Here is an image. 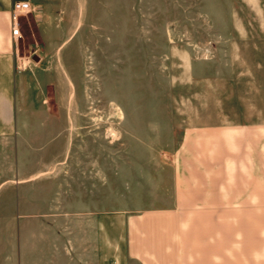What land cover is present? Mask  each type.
I'll use <instances>...</instances> for the list:
<instances>
[{"label": "crops", "instance_id": "crops-1", "mask_svg": "<svg viewBox=\"0 0 264 264\" xmlns=\"http://www.w3.org/2000/svg\"><path fill=\"white\" fill-rule=\"evenodd\" d=\"M65 1L0 0V264H264V107L261 122L198 123L163 147L131 134L146 162L111 182L106 150L57 120L66 107L23 106L32 26L21 16L15 40L11 10L27 2L38 50L57 51L71 35L53 40L50 10Z\"/></svg>", "mask_w": 264, "mask_h": 264}, {"label": "rangeland", "instance_id": "rangeland-1", "mask_svg": "<svg viewBox=\"0 0 264 264\" xmlns=\"http://www.w3.org/2000/svg\"><path fill=\"white\" fill-rule=\"evenodd\" d=\"M31 12L16 59L23 106L66 107L57 120L106 150L111 182L146 162L130 155L145 147L131 134L163 147L198 123L261 122L264 0H67L51 29L55 42L71 36L49 52Z\"/></svg>", "mask_w": 264, "mask_h": 264}, {"label": "built area", "instance_id": "built-area-1", "mask_svg": "<svg viewBox=\"0 0 264 264\" xmlns=\"http://www.w3.org/2000/svg\"><path fill=\"white\" fill-rule=\"evenodd\" d=\"M31 12L30 6L27 2H18L16 3L12 10H11V16H12V24H11V31L13 38L19 39L21 37L20 31H19V18L21 16H25Z\"/></svg>", "mask_w": 264, "mask_h": 264}, {"label": "water", "instance_id": "water-1", "mask_svg": "<svg viewBox=\"0 0 264 264\" xmlns=\"http://www.w3.org/2000/svg\"><path fill=\"white\" fill-rule=\"evenodd\" d=\"M34 61L37 60V58L33 59Z\"/></svg>", "mask_w": 264, "mask_h": 264}]
</instances>
